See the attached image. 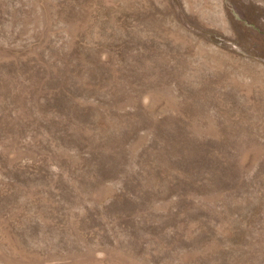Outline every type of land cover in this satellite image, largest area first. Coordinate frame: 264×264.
Returning a JSON list of instances; mask_svg holds the SVG:
<instances>
[{
  "label": "rangeland",
  "instance_id": "rangeland-1",
  "mask_svg": "<svg viewBox=\"0 0 264 264\" xmlns=\"http://www.w3.org/2000/svg\"><path fill=\"white\" fill-rule=\"evenodd\" d=\"M0 264H264V0H0Z\"/></svg>",
  "mask_w": 264,
  "mask_h": 264
}]
</instances>
